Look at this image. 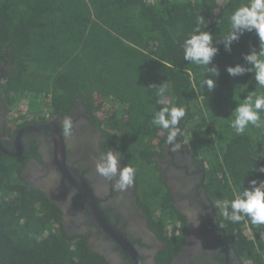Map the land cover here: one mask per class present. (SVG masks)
<instances>
[{"label": "trees", "instance_id": "16d2710c", "mask_svg": "<svg viewBox=\"0 0 264 264\" xmlns=\"http://www.w3.org/2000/svg\"><path fill=\"white\" fill-rule=\"evenodd\" d=\"M246 0H0V59L10 64L0 90L7 120L66 115L80 98L106 136L101 146L136 168L142 201V170L160 180L153 157L167 130L152 125L158 104L152 85L169 84V100L187 106L178 139L200 162L206 193L228 239L244 264H264V225L232 223L219 205L233 192L264 179V129L237 135L234 109L251 91L264 93L254 73L231 76L227 66L246 64L255 32H245L226 50L229 16ZM197 15L207 21L218 52L210 62L217 86L202 88V69L183 59L182 44ZM248 66V65H246ZM10 114V115H9ZM264 116V113H262ZM190 139V141H187ZM22 162L0 151V264H106L84 237L69 235L58 206L29 188ZM141 201V202H142ZM169 206V205H168ZM175 212L172 205L166 211ZM177 216L179 212L177 211Z\"/></svg>", "mask_w": 264, "mask_h": 264}, {"label": "flooded vegetation", "instance_id": "af4514ba", "mask_svg": "<svg viewBox=\"0 0 264 264\" xmlns=\"http://www.w3.org/2000/svg\"><path fill=\"white\" fill-rule=\"evenodd\" d=\"M10 72V64L0 59V88ZM66 117L72 121L69 135L62 128ZM105 138L80 98L66 115L15 122L7 120V101L0 90V151L19 157L26 185L53 201L65 231L84 237L106 264H244L202 185L200 162L178 137L179 150L172 152L164 141L161 154L153 157L160 187L147 184L144 201L135 180L118 192L114 179L96 171L97 161L108 152L101 146ZM62 153L78 178L62 171ZM120 163L126 165L122 159ZM168 205L174 214L166 212Z\"/></svg>", "mask_w": 264, "mask_h": 264}, {"label": "clouds", "instance_id": "9594fccd", "mask_svg": "<svg viewBox=\"0 0 264 264\" xmlns=\"http://www.w3.org/2000/svg\"><path fill=\"white\" fill-rule=\"evenodd\" d=\"M230 28L222 35L226 50H231V44L238 41L245 33L255 32L259 39V50L251 46L250 51L243 58L246 64L227 66V72L231 76L254 73L256 85L264 89V0H246L234 8L229 16ZM207 21L203 15H197L195 25L191 33L182 44L183 59L192 65L201 68L203 78L200 81L202 88L211 92L217 86L215 77L219 75V69L210 62L218 52L214 45V34L205 30ZM248 65V66H246ZM158 97V104L162 105L154 111L152 125L167 130L166 143L172 145L171 151L176 152L180 148L177 141L178 134L184 136V131L179 124L186 116L187 106L169 100L170 86L166 82L160 85H152ZM264 93L251 91L242 102L234 109V119L230 127L237 135H242L251 125L258 129H264ZM63 133L69 135L72 130V121L66 117L63 121ZM122 156L111 149L96 163V171L108 180H115L113 190L124 192L133 185L136 168L131 164L121 166ZM264 173V167L259 169ZM249 186L233 192L232 199H224L219 205L220 214L232 223H238L247 218L254 226L264 225V179H251ZM199 223H194L198 225Z\"/></svg>", "mask_w": 264, "mask_h": 264}, {"label": "rangeland", "instance_id": "374dc122", "mask_svg": "<svg viewBox=\"0 0 264 264\" xmlns=\"http://www.w3.org/2000/svg\"><path fill=\"white\" fill-rule=\"evenodd\" d=\"M10 115V114H9ZM187 141H190V139H188ZM142 175H143V180L144 181H147V182H150V183H153L154 185L159 186V181L158 179L156 178V176L151 172V169H149V167L147 168H143L142 170ZM154 187V188H157V187ZM150 197H152L153 195H149Z\"/></svg>", "mask_w": 264, "mask_h": 264}, {"label": "water", "instance_id": "95a60500", "mask_svg": "<svg viewBox=\"0 0 264 264\" xmlns=\"http://www.w3.org/2000/svg\"><path fill=\"white\" fill-rule=\"evenodd\" d=\"M60 159H61V163H62V169H63L62 171L67 173L68 175H71V177L74 178V179L78 178L79 175L76 173V171L73 170L70 166H68L67 164L64 163L65 157H64L63 153L61 154ZM84 188H85V186H83V185L80 186V189L82 191L84 190Z\"/></svg>", "mask_w": 264, "mask_h": 264}, {"label": "built area", "instance_id": "2783aa9c", "mask_svg": "<svg viewBox=\"0 0 264 264\" xmlns=\"http://www.w3.org/2000/svg\"><path fill=\"white\" fill-rule=\"evenodd\" d=\"M263 262H264V255H263Z\"/></svg>", "mask_w": 264, "mask_h": 264}]
</instances>
